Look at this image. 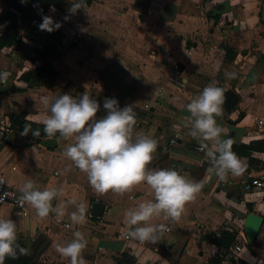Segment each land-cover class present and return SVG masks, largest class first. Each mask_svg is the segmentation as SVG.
Masks as SVG:
<instances>
[{
    "label": "crops",
    "instance_id": "0c3cea01",
    "mask_svg": "<svg viewBox=\"0 0 264 264\" xmlns=\"http://www.w3.org/2000/svg\"><path fill=\"white\" fill-rule=\"evenodd\" d=\"M72 2L78 1L63 0L49 7L35 19L30 35L32 45L39 46L48 33L40 30L39 24L43 16H51L60 24L58 30L71 38L73 43L58 50V58L51 60L57 72L55 79L27 87L17 77L39 61H30L34 58L32 50L22 55L18 63L23 68H10L12 78L0 93V111L5 101L2 97L11 98L7 110L0 112V121L10 125V116L21 114L25 120L41 123L49 114L39 103V97L45 94L67 93L79 99L87 92L100 105L97 119L106 114L105 98H115L121 108L133 107L134 132L157 141L149 168H173L193 180L207 182L196 199L186 204L179 220H165L163 214L153 219L155 224L166 225L156 242L115 236V231L126 226L125 210L153 198L146 183L124 194L96 193L86 174L63 155L65 145L71 142L63 137L47 148L41 145L44 138L31 143L30 132L22 135L23 130L10 127V132L0 137V171L7 185L18 191L31 179L41 189L63 188L64 195L52 201L53 207L72 198L84 202L86 223L74 225L67 215L63 218L85 233L88 244L82 255L86 264H115L122 254L133 258V264H214L209 253L221 248L205 238L222 230L233 232L243 248L231 252L227 260L220 259L219 264H236L238 259L243 264H264V179L262 187H254L251 192L243 188L251 178L264 177V151L252 149L238 156L247 165L239 176L229 174L223 181L216 176L209 178V162L204 152L196 149L198 141L189 135L190 113L185 107L210 82L218 85L224 78L227 84L221 64L222 48L229 46L236 52L229 73L238 68L244 76L243 80L239 76V80L230 79L236 86L241 81L248 89L242 91L243 99H238L231 112L223 110L215 119L227 133L223 138H231L235 146L264 139L253 130V118L264 113V0H91L75 14L69 12ZM157 6L162 8L160 12ZM204 27H208L205 32ZM210 39L218 42L213 53L212 43L207 42ZM10 85L20 91H9ZM234 90L237 94L238 89ZM18 96L22 97L20 106L14 99ZM238 112L241 117H237ZM171 138H175L174 145L169 143ZM93 202L103 205L96 220L89 215ZM73 210V206L67 209ZM248 212L262 217L250 245L242 241ZM53 215L40 218L33 208L22 215L0 206V217L16 223L17 235L26 242L30 254L39 245L31 264H70L56 252L55 244L71 237L55 225ZM97 219L102 225L87 233V224Z\"/></svg>",
    "mask_w": 264,
    "mask_h": 264
},
{
    "label": "clouds",
    "instance_id": "9594fccd",
    "mask_svg": "<svg viewBox=\"0 0 264 264\" xmlns=\"http://www.w3.org/2000/svg\"><path fill=\"white\" fill-rule=\"evenodd\" d=\"M26 0H21L25 3ZM84 9L82 3H71L69 12L75 14ZM67 18V17H66ZM60 27L51 16H43L40 30L52 32ZM9 73L0 71V83H5ZM235 78L236 73H225ZM225 89L215 81L190 98L185 107L190 113L189 135L199 143L209 167L208 177L225 180L229 174L241 175L247 165L232 151L234 141L223 138L227 135L215 117L223 114ZM39 103L47 115L41 123L44 133L51 139L59 133L71 141L63 149V155L85 173L90 186L98 194L109 191L124 194L134 186L146 183L152 199H145L124 212L127 235L140 242H156L166 230L165 224H155L153 219L163 214L165 220H179L186 204L196 199L207 181H196L180 174L173 168H149L157 141L142 132H134L136 114L131 105L121 108L115 98H105L103 108L106 114L97 119L98 102L84 92L79 99L64 93L62 95H41ZM32 131L39 136V130L26 125L22 135ZM4 183L0 181V184ZM18 191L24 203L30 205L38 217L46 218L55 213L59 221L67 215L74 225L86 223L87 205L72 198L61 200L55 207L52 201L64 195L63 188L47 186L41 189L31 179L25 181ZM69 206L74 210L68 212ZM17 225L10 218L0 217V264L7 258L29 255L30 249L17 243ZM88 240L85 233L74 230L72 238L55 244L56 252L68 259L70 264H86L82 255Z\"/></svg>",
    "mask_w": 264,
    "mask_h": 264
},
{
    "label": "trees",
    "instance_id": "16d2710c",
    "mask_svg": "<svg viewBox=\"0 0 264 264\" xmlns=\"http://www.w3.org/2000/svg\"><path fill=\"white\" fill-rule=\"evenodd\" d=\"M7 3L10 10L3 9L0 11V28L2 32L0 33V48L11 46L12 49L18 50L20 48V38L18 37L17 21L21 24V27L28 26L32 27L36 18L42 15L49 7L52 5H58L63 0H31L26 6L19 0H2ZM82 4L88 5L91 0H76ZM206 1V0H203ZM38 23L39 21L36 20ZM26 30L25 28H22ZM73 42L71 38L62 33L60 30L56 29L52 32L45 34L44 39L40 42L39 46L32 48V53L34 58L30 57V61L38 60V64H35L32 68L22 71L17 77L18 80L26 83L27 87L32 85L45 82L53 81L57 75L56 70L51 66V60L57 57L59 54L58 50L64 48V46H69ZM223 59L222 64L231 63L236 52L229 46H223ZM9 91H20V89L15 88L13 85L8 87ZM242 113L238 112L237 117H241ZM10 127L16 130H24L26 125H30L32 130H39L40 135L34 136L30 130V141L31 143H38L40 139L47 138L48 136L44 133V125L39 122H33L30 120H25L21 117V114L16 116L11 115ZM61 136L59 133L54 139H59ZM260 150L264 151V139L259 142H249L248 144L232 145V151L237 154V156L248 154L249 150ZM92 219L96 220V217L91 216ZM235 234L233 232H228L222 230L217 236L206 237L207 242L226 250L234 241ZM17 243L21 247H26V242L18 237ZM39 245H35L32 248V253L29 255H18V258L12 259L7 258L4 264H31L33 257L36 255V251ZM213 258V257H212ZM232 259V258H230ZM218 258H213L211 260L214 264H219ZM236 264H243L241 260H235ZM133 258L127 257L122 254L121 258L115 259V264H133Z\"/></svg>",
    "mask_w": 264,
    "mask_h": 264
},
{
    "label": "built area",
    "instance_id": "2783aa9c",
    "mask_svg": "<svg viewBox=\"0 0 264 264\" xmlns=\"http://www.w3.org/2000/svg\"><path fill=\"white\" fill-rule=\"evenodd\" d=\"M2 32V29L0 28V33ZM59 51H63V48H60ZM244 89L246 88H239L237 91V94L239 96L238 99H243V93L242 92ZM248 92V91H247ZM244 95H247V93H245ZM245 100L248 99V96H244ZM253 130L255 132V134L261 138H264V113L261 115H257L253 118ZM10 132V126L9 124H4V122L0 121V137H4L5 135H7ZM170 145H174L175 142V138H171L169 140ZM196 149L198 151L200 150V146H197ZM262 179L263 178H251L250 180L244 182L243 188L245 191H250L251 189L254 187H262L263 183H262ZM0 181H3L4 183L0 184V206H5L10 208L13 211L19 212L22 215H25L30 208H32L30 205H28L27 203H24L21 199V193L18 192L17 190L9 187L5 181V178L3 176V174L0 171ZM53 221L55 223V225H57L62 231H64V233L67 235H69L72 238V233L74 230H80L82 231L81 228L72 226L67 220H65L64 218L60 219L59 221L56 218V215H53ZM98 218V217H96ZM101 221L99 219H97V221H92L89 222L87 224V226L85 227V229L87 230V233L93 232V230H95V226H100ZM115 236L123 239V240H127L129 239L130 236L127 235V230H126V226L122 225L121 228H119V230L115 231ZM215 236L218 235V232H215L214 234ZM242 241L245 242L244 237L242 236ZM243 248V244L241 242V240L235 238L233 243L226 249V250H217V248H214L213 251H210V257L213 258H218V259H228L229 255L231 254V252L233 253H237L239 252L241 249Z\"/></svg>",
    "mask_w": 264,
    "mask_h": 264
},
{
    "label": "rangeland",
    "instance_id": "374dc122",
    "mask_svg": "<svg viewBox=\"0 0 264 264\" xmlns=\"http://www.w3.org/2000/svg\"><path fill=\"white\" fill-rule=\"evenodd\" d=\"M19 1H21V0H19ZM30 0H26V2L25 3H23L24 5H27V3L29 2ZM3 9H6V10H10V8L7 6V3L4 1H2V0H0V11L1 10H3ZM157 10H158V12H160L161 10H162V8H160L159 6H157V8H156ZM208 9V7H206V9H205V13H207V10ZM207 10V11H206ZM204 14V13H203ZM202 14V15H203ZM34 26V25H33ZM33 26L31 27H28V26H24V27H21V24L17 21V28H16V30H17V32H18V37L20 38V48L18 49V50H14V49H12V47H1L2 48V50H0V71H6V72H9V75H8V77H7V80H6V82L5 83H0V93H3L4 92V89L7 87V85H8V83H9V80L12 78L11 77V75H12V71H10V68L13 66V67H17V68H15L16 70H20L21 68H23V67H20L19 66V63H18V61H19V58L22 56V55H25V54H27V52L28 53H30V50H32V48L34 47L33 45H32V39L30 38V35H32L34 32H32V28H33ZM36 27H37V25H36ZM22 28H25L26 30H24V29H22ZM207 29H208V27H204V29L202 30L203 32H205V31H207ZM211 32H212V29L210 28L209 29ZM26 32H28L29 33V35L26 33ZM211 41V39L209 40V41H207L208 43H212V48H211V50H212V53H213V50H214V48L213 47H215V46H217V41H212V42H210ZM202 42V41H201ZM206 42V43H207ZM0 48V49H1ZM59 54V53H58ZM56 58H58V57H56ZM211 63H213V61L211 60ZM237 64V63H236ZM232 65V63H225V64H221V66H223L222 68H223V71H222V73L225 75V73H229V71H230V66ZM236 67V66H235ZM11 70H14V69H12L11 68ZM232 72H234V73H236V77H235V79L236 80H239L238 79V76H239V78H240V80H243V78H244V76H243V73H242V71L240 70H238V68L236 69V68H233L232 70H231ZM252 73H254L253 71H252ZM65 76V74L63 75V77ZM227 77V76H226ZM62 78V77H61ZM65 78V77H64ZM227 79H228V82H227V84L226 83H224V78H222L221 79V83H219L217 86H219V87H222V88H229V89H231V90H233L234 92H235V90L234 89H239V88H245V87H243V84H241L240 82L238 83V86H236V82H234V81H232L230 78H228L227 77ZM246 89H248V88H246ZM6 91V90H5ZM202 91V90H201ZM193 91H191V93H192ZM236 93V92H235ZM6 96H7V94H6ZM2 98H4L5 99V101H2L3 102V105H4V107L2 108V110L0 111V112H4V111H6L7 109V106H9V103L7 102L8 100H11V98H9V97H2ZM14 99L16 100V102L18 103L17 105H19L20 106V104H23V102H21L22 101V97L21 96H18V97H14ZM3 100V99H2ZM19 101V102H18ZM236 107V106H235ZM234 107V108H235ZM15 111V110H14ZM18 237H20L19 235H17Z\"/></svg>",
    "mask_w": 264,
    "mask_h": 264
},
{
    "label": "water",
    "instance_id": "95a60500",
    "mask_svg": "<svg viewBox=\"0 0 264 264\" xmlns=\"http://www.w3.org/2000/svg\"><path fill=\"white\" fill-rule=\"evenodd\" d=\"M225 103L223 110L227 113L231 112L238 102V95L231 89H225ZM55 144L54 138H44L41 140V145L51 148ZM103 211V205L100 202H93L90 206L89 215L93 217L101 216ZM262 217L258 214L248 212L243 220V235L247 245H250L260 227Z\"/></svg>",
    "mask_w": 264,
    "mask_h": 264
}]
</instances>
